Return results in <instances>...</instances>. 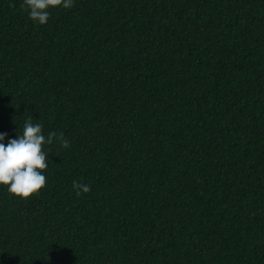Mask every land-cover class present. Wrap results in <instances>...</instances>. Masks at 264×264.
<instances>
[{
	"label": "trees",
	"instance_id": "16d2710c",
	"mask_svg": "<svg viewBox=\"0 0 264 264\" xmlns=\"http://www.w3.org/2000/svg\"><path fill=\"white\" fill-rule=\"evenodd\" d=\"M0 0V133L46 185H0V264H264V0ZM91 186L76 195L73 181Z\"/></svg>",
	"mask_w": 264,
	"mask_h": 264
},
{
	"label": "clouds",
	"instance_id": "9594fccd",
	"mask_svg": "<svg viewBox=\"0 0 264 264\" xmlns=\"http://www.w3.org/2000/svg\"><path fill=\"white\" fill-rule=\"evenodd\" d=\"M74 0H23L22 8L28 10V17L39 24L47 23L50 18V7L62 6L71 8ZM7 133H0V141H4ZM58 141L63 148L70 147V141L61 131H51L45 136L42 125L33 123L29 114L23 124V132L16 138L9 139L7 144L0 142V185L8 186V192L27 199L37 194L45 185L43 171L49 167L48 153L43 145ZM73 189L77 196L91 191V186L73 181Z\"/></svg>",
	"mask_w": 264,
	"mask_h": 264
}]
</instances>
